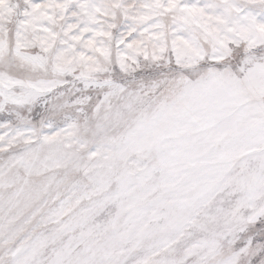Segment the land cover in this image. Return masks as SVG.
I'll use <instances>...</instances> for the list:
<instances>
[{
  "label": "snow or ice",
  "instance_id": "snow-or-ice-1",
  "mask_svg": "<svg viewBox=\"0 0 264 264\" xmlns=\"http://www.w3.org/2000/svg\"><path fill=\"white\" fill-rule=\"evenodd\" d=\"M0 264H264V0H0Z\"/></svg>",
  "mask_w": 264,
  "mask_h": 264
}]
</instances>
